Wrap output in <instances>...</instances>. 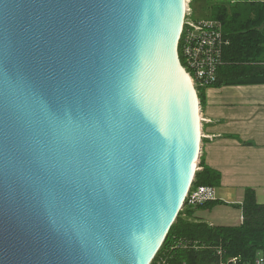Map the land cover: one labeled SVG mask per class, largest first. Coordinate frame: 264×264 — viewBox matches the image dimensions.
<instances>
[{
	"label": "water",
	"instance_id": "1",
	"mask_svg": "<svg viewBox=\"0 0 264 264\" xmlns=\"http://www.w3.org/2000/svg\"><path fill=\"white\" fill-rule=\"evenodd\" d=\"M186 0H0V264H151L199 167Z\"/></svg>",
	"mask_w": 264,
	"mask_h": 264
},
{
	"label": "trees",
	"instance_id": "2",
	"mask_svg": "<svg viewBox=\"0 0 264 264\" xmlns=\"http://www.w3.org/2000/svg\"><path fill=\"white\" fill-rule=\"evenodd\" d=\"M193 18L220 23L223 39L221 62L212 86L264 84V0L221 2L190 0ZM178 52L180 61L181 41ZM184 64V63H183ZM211 87V86H210ZM201 101L203 90L197 89ZM191 186L220 185V173L203 164ZM197 207L184 204L151 264H256L264 261V204L246 188L237 226L210 225L194 217Z\"/></svg>",
	"mask_w": 264,
	"mask_h": 264
},
{
	"label": "crops",
	"instance_id": "3",
	"mask_svg": "<svg viewBox=\"0 0 264 264\" xmlns=\"http://www.w3.org/2000/svg\"><path fill=\"white\" fill-rule=\"evenodd\" d=\"M201 90L200 158L220 173V185L213 203L197 208L194 217L210 225L237 226L242 222L240 205L246 188H252L257 202L264 204V84Z\"/></svg>",
	"mask_w": 264,
	"mask_h": 264
},
{
	"label": "built area",
	"instance_id": "4",
	"mask_svg": "<svg viewBox=\"0 0 264 264\" xmlns=\"http://www.w3.org/2000/svg\"><path fill=\"white\" fill-rule=\"evenodd\" d=\"M180 41L182 65L196 90L212 86L216 82L217 67L221 62V48L226 43L220 23L210 18H193L190 7L186 5ZM215 199V187L197 185L190 187L185 203L197 207ZM235 262L236 258L230 259V263Z\"/></svg>",
	"mask_w": 264,
	"mask_h": 264
},
{
	"label": "rangeland",
	"instance_id": "5",
	"mask_svg": "<svg viewBox=\"0 0 264 264\" xmlns=\"http://www.w3.org/2000/svg\"><path fill=\"white\" fill-rule=\"evenodd\" d=\"M186 5L188 6V7H190L191 8V13H192V16H193V9H192V7H191V5H190V0H186ZM200 169V167H198V170ZM186 204V203H185Z\"/></svg>",
	"mask_w": 264,
	"mask_h": 264
},
{
	"label": "bare ground",
	"instance_id": "6",
	"mask_svg": "<svg viewBox=\"0 0 264 264\" xmlns=\"http://www.w3.org/2000/svg\"><path fill=\"white\" fill-rule=\"evenodd\" d=\"M195 19H197V18H195ZM179 43H180V41H179ZM198 92V91H197ZM201 129H202V124H201ZM256 264H264V261H263V259H258V261H256Z\"/></svg>",
	"mask_w": 264,
	"mask_h": 264
}]
</instances>
